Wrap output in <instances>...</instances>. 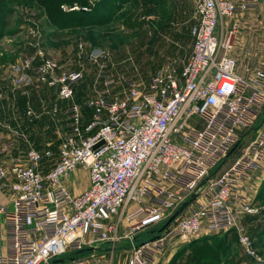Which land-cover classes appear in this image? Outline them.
Wrapping results in <instances>:
<instances>
[{"label": "built area", "instance_id": "1", "mask_svg": "<svg viewBox=\"0 0 264 264\" xmlns=\"http://www.w3.org/2000/svg\"><path fill=\"white\" fill-rule=\"evenodd\" d=\"M255 5L256 0H196L191 56L181 73L166 70L146 86L123 77L121 99L111 96L115 81L100 74L103 89L76 103L75 89L84 83L81 71H60L41 50L22 60L37 83L70 103L61 113L67 123L47 174L39 164L51 157L50 150L27 147L0 163V198L7 193L6 201L0 200V264H52L116 242L121 222L128 228L123 235L131 251L128 264H151L170 238L189 242L231 229L242 235V220L257 210L241 189L252 173L264 169V119L255 127L264 110V72L242 80L229 54L236 25L221 35L218 29L223 19ZM84 107L91 110L86 131ZM192 118L198 119L193 125ZM248 133L253 136L242 148ZM10 147L5 144L0 154ZM234 147L240 155L212 177ZM78 167L87 170L88 186L71 195L62 181ZM183 194L194 197L187 215L152 234ZM143 231L152 237L138 244L135 236ZM239 242L255 258L248 238L239 236ZM60 264L98 261L73 257Z\"/></svg>", "mask_w": 264, "mask_h": 264}, {"label": "rangeland", "instance_id": "2", "mask_svg": "<svg viewBox=\"0 0 264 264\" xmlns=\"http://www.w3.org/2000/svg\"><path fill=\"white\" fill-rule=\"evenodd\" d=\"M51 1L55 5L48 4L47 0H0V148L11 142L10 151L0 155V163L22 154L24 146L13 137L14 133H22L37 152L51 151V157L39 164L44 171L50 170L57 158L59 140L67 123L61 114H53V108L56 105L64 107L63 104L70 102L59 104L51 90L37 83L32 73L21 66L25 57L41 50L60 71H81L84 83L74 94L76 103L84 104L103 89L100 74L115 81L110 89L111 96L121 99L124 98L123 77H131L146 86L152 76L166 70L180 72L197 26L195 7L187 8L179 0H132L129 4L118 5L119 9L109 21L92 26L86 21V14H79V11L88 10L94 0ZM55 8L63 15H53ZM86 120L89 123L90 115ZM197 121L192 118L189 123L193 125ZM252 136L248 133L243 137L242 148ZM239 155V150L233 153L211 176L225 170ZM78 168L83 170V180L86 179L87 170ZM81 174H76L74 179L77 189L78 185L82 186ZM262 180L253 198L247 197L257 212L242 220V235L233 229L231 241L227 240L232 242L234 256L242 264H264V235H261L264 232V177ZM182 197L183 201L164 223L183 204L193 203L191 195L183 194ZM185 215L187 211L183 210L170 225L175 226ZM127 231L126 227L124 234ZM239 236L248 238L255 258L245 254ZM151 237L148 234L146 238ZM187 243L170 238L167 248L180 252ZM214 249L215 245L207 242L202 247L186 248L175 264H199L196 258L200 254H214ZM87 256L85 254L84 258H89ZM216 262L222 264L223 261Z\"/></svg>", "mask_w": 264, "mask_h": 264}, {"label": "crops", "instance_id": "3", "mask_svg": "<svg viewBox=\"0 0 264 264\" xmlns=\"http://www.w3.org/2000/svg\"><path fill=\"white\" fill-rule=\"evenodd\" d=\"M181 4L185 5L187 8H194L196 0H179ZM236 25V32L232 37V49L229 52L230 56H232L236 60L237 68L236 71L238 75L244 80L245 82H249L254 72L257 70H260L264 72V5L263 0H256L255 8L245 11V12H239L234 14L231 18H225L223 21H221V25L219 26L218 33L221 35L224 31L228 30L230 26ZM189 37H191L190 33L187 34ZM192 45L193 40L190 38V46L188 47V53L185 55L186 62L191 56L192 51ZM185 65V64H184ZM182 71V70H181ZM177 72L178 74L181 73ZM58 101V100H57ZM59 104H63L64 102L58 101ZM58 108V115L61 114L66 108L69 106V103L63 104L64 107ZM90 115V121L86 120L87 116ZM82 127L84 131H86L88 124L91 122V110L88 108H84L82 110ZM264 119V110L259 115L255 126H257L262 120ZM23 136L25 139V142H23L21 139H18L17 136ZM16 140L21 143L24 146V150L27 147H30V144L26 138V136L22 133H14V136ZM16 143V142H15ZM14 143V147H15ZM11 144V142H10ZM13 148V146H12ZM1 149V148H0ZM11 148H9L8 152ZM23 150V151H24ZM7 152V153H8ZM6 154V153H5ZM1 155V154H0ZM4 155V154H2ZM14 155V154H10ZM16 156V155H15ZM44 161V159H43ZM40 169V168H39ZM41 170V169H40ZM82 171L80 168L76 169L74 173H72L67 180H63L62 184L65 186V188L73 193L74 195H77L81 192V190L87 188L88 186V177L83 180L82 177ZM42 174H47L49 170H41ZM80 177V184L82 186L78 185V189L76 186V182L74 181L76 174ZM264 177V169L255 171L251 174L250 178L247 180V182L242 187L241 191L242 194H244L248 198H253L255 191L258 188V185L261 181H263ZM263 183V182H262ZM76 186V187H75ZM80 186V187H79ZM7 193H4V195L0 198L3 201H6V195ZM195 207V206H194ZM127 225L125 222H121L119 229H118V240L116 242H106V243H100L92 246L91 248H87L88 250L87 254L91 261L97 260L98 264H128V260L131 256V251L129 250V243L128 241L123 238L124 231L126 229ZM228 233L229 237L232 238L235 233L234 231L229 230ZM151 231H143L139 234H136V243L141 244L144 241L148 240L147 235ZM167 248V247H166ZM177 252L174 249L167 248L163 251L156 252L153 256V261L151 264H171L173 256ZM87 256V257H88ZM234 261L236 264H242V261H239V258L237 259L236 256H234ZM238 260V261H237ZM232 261V259H231Z\"/></svg>", "mask_w": 264, "mask_h": 264}, {"label": "trees", "instance_id": "4", "mask_svg": "<svg viewBox=\"0 0 264 264\" xmlns=\"http://www.w3.org/2000/svg\"><path fill=\"white\" fill-rule=\"evenodd\" d=\"M131 2L132 0H94L90 6L88 7L86 6L88 10H85V11L80 10L79 14H86L87 16L86 21H88V23L91 26L96 25V24L100 25V24H104L105 21H109L112 18L113 13L117 12V10L119 9L118 5L120 4L125 5ZM47 3L50 5L51 4L55 5L54 2H52L51 0H47ZM63 3H71V2L69 0H65ZM54 13L56 15H63L62 13L58 12L57 8H55V11H53V15H55ZM78 88L75 89V92ZM159 230L160 228L156 229L155 231L152 232V234H155ZM229 232L230 231H227L221 236L219 234L218 235H203L201 237H198V238H195L189 241L187 244L183 246L180 252L178 251L173 256L171 264H175V262H177L178 259L183 256L184 252H186L184 251L186 250V248L202 247V245H205L206 242L210 243V245H215L214 254H200L199 258H196L199 261L198 262L199 264H219V262H216V261H220V262L223 261L222 264L226 262L227 264H236L234 263V259H233L235 255V250H234L235 247H233L232 242L227 241V240H230L229 235H228ZM261 235H264V232H262ZM223 241H226V242L223 243L222 245ZM214 242L215 244H211ZM256 243H258V240L255 242V244ZM87 252L88 250H83L77 253L76 255L68 254L64 256L62 260L63 262H67L73 257L75 258L84 257V255L87 254Z\"/></svg>", "mask_w": 264, "mask_h": 264}, {"label": "water", "instance_id": "5", "mask_svg": "<svg viewBox=\"0 0 264 264\" xmlns=\"http://www.w3.org/2000/svg\"><path fill=\"white\" fill-rule=\"evenodd\" d=\"M263 5H264V0H263ZM102 144V142L101 143H99V144H97L96 146H95V148H97V147H99L100 145ZM237 147V146H236ZM236 147H234L232 150H231V152L229 153V155L228 156H230L234 151H235V149H236ZM208 180V178L205 180V181H207ZM205 183V182H204ZM188 204L189 203H185V204H183L164 224H163V226L161 227V229H160V231H162V230H164V229H166L171 223H172V221L180 214V213H182L183 212V210H185V208L188 206ZM60 263H63V260L62 259H57V260H54L53 262H52V264H60Z\"/></svg>", "mask_w": 264, "mask_h": 264}]
</instances>
